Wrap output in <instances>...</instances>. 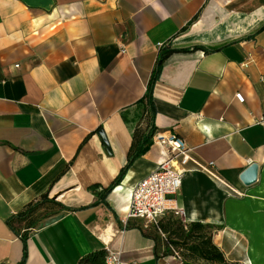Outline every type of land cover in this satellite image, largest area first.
Instances as JSON below:
<instances>
[{
  "label": "crops",
  "instance_id": "crops-1",
  "mask_svg": "<svg viewBox=\"0 0 264 264\" xmlns=\"http://www.w3.org/2000/svg\"><path fill=\"white\" fill-rule=\"evenodd\" d=\"M184 49L155 71L159 53ZM153 75L155 133L216 170L217 180L187 165L182 220L214 228L225 264L260 262L232 193L251 188L239 181L251 164L255 185L264 180V0H0V264L21 260L18 232L25 264H78L106 249L124 264H176L150 227L123 224L132 189L163 159L157 145L99 200L127 162L135 124L121 113ZM43 196L53 202L35 215L43 223L9 227Z\"/></svg>",
  "mask_w": 264,
  "mask_h": 264
},
{
  "label": "trees",
  "instance_id": "trees-1",
  "mask_svg": "<svg viewBox=\"0 0 264 264\" xmlns=\"http://www.w3.org/2000/svg\"><path fill=\"white\" fill-rule=\"evenodd\" d=\"M191 50H203L211 52L216 51L217 49L205 50L202 47L195 46L191 48ZM179 51L188 52L190 49L174 51L168 50L166 52L159 53L155 65V71H158L167 55ZM155 77L156 75L152 76L143 98L136 102L131 108L121 113L125 123L128 124L130 122L135 124L132 132L131 145L127 153V162L111 185L108 188L99 191V194H101L99 200L105 197L106 194L120 182L133 162L145 155L153 145L152 139L155 134V128L153 125L154 106L152 98V83L154 82ZM130 114H132V117L129 121L128 115ZM95 189L97 190L98 187L93 186L90 188V191L95 193ZM44 204L53 205V202L47 200L46 196H43L39 202L26 206L22 213L12 217L7 222V224L11 228H13L14 224H24L25 229L34 228L36 223L39 222V217L37 218L35 215ZM173 217V214H167L162 217L158 222V229L163 234L168 235L170 238H174L170 245H166L167 247L172 245L186 252V254L183 255L185 259H183L184 264H225L222 254L212 242V233L214 230L212 226L203 225L201 223H187L183 226L178 219L174 220ZM17 235H19L20 241L23 245L21 260L17 264H25L27 258V234L26 232H22L21 234L18 232ZM148 236H150L155 241L157 247H162L158 238L156 237V234L149 233ZM166 246L162 247L163 256L170 255V252ZM103 259L104 251H98L82 258L78 264H104Z\"/></svg>",
  "mask_w": 264,
  "mask_h": 264
},
{
  "label": "built area",
  "instance_id": "built-area-1",
  "mask_svg": "<svg viewBox=\"0 0 264 264\" xmlns=\"http://www.w3.org/2000/svg\"><path fill=\"white\" fill-rule=\"evenodd\" d=\"M153 144L161 149L162 161L157 168L140 180L132 189L128 213L123 221L124 229L128 221H141L146 228L158 229L159 220L167 214L183 217L176 203V194L181 185V179L185 173L190 172L187 168L189 163L211 178L217 180L214 164L209 162L201 164L191 158V150L175 134L155 133ZM124 229L120 232L123 234ZM160 232V231H159ZM171 258L176 264H184L178 250L169 246ZM104 264H124L121 262L120 253L108 249L105 251Z\"/></svg>",
  "mask_w": 264,
  "mask_h": 264
},
{
  "label": "rangeland",
  "instance_id": "rangeland-1",
  "mask_svg": "<svg viewBox=\"0 0 264 264\" xmlns=\"http://www.w3.org/2000/svg\"><path fill=\"white\" fill-rule=\"evenodd\" d=\"M259 189L264 191V180L260 184L255 185V187L249 188L246 192H239V194L232 193V197L240 202L245 214L251 221L246 228L241 231L244 232L245 236L250 239L249 242L255 241L253 243H256V248L260 251L262 250L263 257L258 264H264V192L260 193ZM173 218L174 220L178 219L183 226L187 224L181 217L174 216ZM41 223H43V220H39V222L36 223V226ZM150 233L156 234V237L162 247L170 245L171 241L174 240V238H170L168 235L163 234L161 231L159 232L155 228H151ZM172 247L175 250H178L182 259H184L183 255L186 254V252L180 248H176L175 246Z\"/></svg>",
  "mask_w": 264,
  "mask_h": 264
},
{
  "label": "water",
  "instance_id": "water-1",
  "mask_svg": "<svg viewBox=\"0 0 264 264\" xmlns=\"http://www.w3.org/2000/svg\"><path fill=\"white\" fill-rule=\"evenodd\" d=\"M257 180H258V166L256 164L249 165L239 175L240 183L246 188L255 185L257 183Z\"/></svg>",
  "mask_w": 264,
  "mask_h": 264
}]
</instances>
